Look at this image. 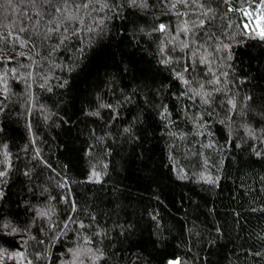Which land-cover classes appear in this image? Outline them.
Here are the masks:
<instances>
[{
    "label": "trees",
    "instance_id": "16d2710c",
    "mask_svg": "<svg viewBox=\"0 0 264 264\" xmlns=\"http://www.w3.org/2000/svg\"><path fill=\"white\" fill-rule=\"evenodd\" d=\"M261 2L0 0V264H264Z\"/></svg>",
    "mask_w": 264,
    "mask_h": 264
},
{
    "label": "built area",
    "instance_id": "2783aa9c",
    "mask_svg": "<svg viewBox=\"0 0 264 264\" xmlns=\"http://www.w3.org/2000/svg\"><path fill=\"white\" fill-rule=\"evenodd\" d=\"M243 15V27L247 33L256 32L261 28V24L258 21V18L252 13V11L248 8H245L242 11Z\"/></svg>",
    "mask_w": 264,
    "mask_h": 264
},
{
    "label": "rangeland",
    "instance_id": "374dc122",
    "mask_svg": "<svg viewBox=\"0 0 264 264\" xmlns=\"http://www.w3.org/2000/svg\"><path fill=\"white\" fill-rule=\"evenodd\" d=\"M261 7V8H260ZM248 9L252 11V13L258 18V21L261 24V28L256 31L255 34H259L264 31V2H261L258 5L249 6ZM244 10V9H243Z\"/></svg>",
    "mask_w": 264,
    "mask_h": 264
},
{
    "label": "snow or ice",
    "instance_id": "6c2138e0",
    "mask_svg": "<svg viewBox=\"0 0 264 264\" xmlns=\"http://www.w3.org/2000/svg\"><path fill=\"white\" fill-rule=\"evenodd\" d=\"M85 6H86V5H85ZM163 27H164L163 25L160 26L161 30H163ZM260 38H261V39H264V31H262V32L260 33ZM0 175H3V173H0ZM177 264H178V262H177Z\"/></svg>",
    "mask_w": 264,
    "mask_h": 264
},
{
    "label": "bare ground",
    "instance_id": "6f19581e",
    "mask_svg": "<svg viewBox=\"0 0 264 264\" xmlns=\"http://www.w3.org/2000/svg\"><path fill=\"white\" fill-rule=\"evenodd\" d=\"M261 8V7H260Z\"/></svg>",
    "mask_w": 264,
    "mask_h": 264
}]
</instances>
